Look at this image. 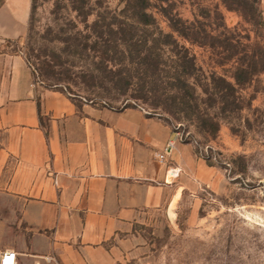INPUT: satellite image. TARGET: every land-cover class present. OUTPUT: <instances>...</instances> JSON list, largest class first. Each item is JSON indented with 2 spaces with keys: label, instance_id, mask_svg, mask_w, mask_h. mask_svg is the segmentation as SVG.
<instances>
[{
  "label": "rangeland",
  "instance_id": "1",
  "mask_svg": "<svg viewBox=\"0 0 264 264\" xmlns=\"http://www.w3.org/2000/svg\"><path fill=\"white\" fill-rule=\"evenodd\" d=\"M137 1L33 0L27 32L5 49L76 103L167 120L208 167L177 212L126 239L123 264H264V71L229 87L238 62L264 55V0L256 15L223 0H151L149 25ZM179 19H197L193 40L172 27ZM161 32L172 37L154 40Z\"/></svg>",
  "mask_w": 264,
  "mask_h": 264
},
{
  "label": "crops",
  "instance_id": "2",
  "mask_svg": "<svg viewBox=\"0 0 264 264\" xmlns=\"http://www.w3.org/2000/svg\"><path fill=\"white\" fill-rule=\"evenodd\" d=\"M32 4L0 0V251H15L18 264H123L126 239L177 212L208 167L161 117L76 103L38 83L4 45L25 35ZM170 141L175 182L159 158Z\"/></svg>",
  "mask_w": 264,
  "mask_h": 264
},
{
  "label": "trees",
  "instance_id": "3",
  "mask_svg": "<svg viewBox=\"0 0 264 264\" xmlns=\"http://www.w3.org/2000/svg\"><path fill=\"white\" fill-rule=\"evenodd\" d=\"M223 1L226 2V5H228V7H234L233 3H237L236 5H241L247 12H250L252 15H256L258 12V6L254 2L255 0H253V3H251L249 0H223ZM151 5H152L151 0H138L137 3L134 5V10L138 17V20L140 23L144 25L152 24L154 21L153 15L148 11ZM165 10L166 9L164 8V11ZM176 22L182 23V27L179 26L178 23H175L173 21H172V27H174V29L177 30L180 33V35H182L183 37L193 40L192 33L194 31L196 32L199 31V27L196 25L197 19L194 20V22H190V23H187L186 21H182L180 19L177 20ZM161 36L172 37V35L170 34H164L161 32L159 33L158 36L154 38V40L160 41ZM185 57H188V55H185ZM188 60L189 62L194 63L192 58L189 57ZM260 71H264V55H260V56L254 55L247 62H238L235 65L234 72L232 74L234 83L229 82V87L232 90H235V84L241 86L242 84L249 82L252 76ZM179 81H181V84H183L184 86L189 85L188 78L182 80V78L179 77Z\"/></svg>",
  "mask_w": 264,
  "mask_h": 264
},
{
  "label": "built area",
  "instance_id": "4",
  "mask_svg": "<svg viewBox=\"0 0 264 264\" xmlns=\"http://www.w3.org/2000/svg\"><path fill=\"white\" fill-rule=\"evenodd\" d=\"M37 82H39L38 78H36ZM174 147V142L170 141L164 147L163 151L160 153L159 158L161 160L167 161V181L172 182L177 179L182 171V168L173 162L172 160H168V156L171 153ZM56 182V181H55ZM57 183V182H56ZM0 264H18L16 252L12 250H1L0 251Z\"/></svg>",
  "mask_w": 264,
  "mask_h": 264
}]
</instances>
